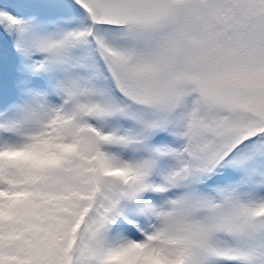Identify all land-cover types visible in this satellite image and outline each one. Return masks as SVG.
Returning a JSON list of instances; mask_svg holds the SVG:
<instances>
[{
  "label": "snow or ice",
  "instance_id": "snow-or-ice-1",
  "mask_svg": "<svg viewBox=\"0 0 264 264\" xmlns=\"http://www.w3.org/2000/svg\"><path fill=\"white\" fill-rule=\"evenodd\" d=\"M0 264H264V0H0Z\"/></svg>",
  "mask_w": 264,
  "mask_h": 264
}]
</instances>
